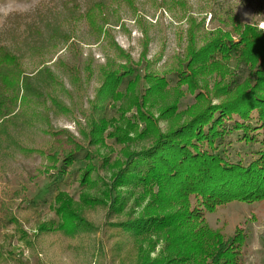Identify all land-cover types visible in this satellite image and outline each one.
Returning a JSON list of instances; mask_svg holds the SVG:
<instances>
[{
  "label": "rangeland",
  "instance_id": "1",
  "mask_svg": "<svg viewBox=\"0 0 264 264\" xmlns=\"http://www.w3.org/2000/svg\"><path fill=\"white\" fill-rule=\"evenodd\" d=\"M246 25L264 31V0H0V49L12 57L0 56V69L21 70L28 87L0 133V264H111L106 206L85 199H105L129 153L227 99L222 90L242 67L240 52H218L204 67L191 55L216 36L237 41ZM132 72L129 86L116 85L115 77ZM102 124L98 138L94 131ZM82 149L92 154L89 182L80 185L86 160L70 167L59 186L72 197L84 228L71 237L39 231L57 219L48 190L50 175L58 176L45 154L81 157ZM116 192L126 198L123 213L133 209L134 217L149 203L156 206L141 189ZM2 199L18 225L6 224ZM205 219L223 241L244 232L235 264H264V202H230ZM123 241L114 264L133 257L140 245L152 258L164 246L154 233Z\"/></svg>",
  "mask_w": 264,
  "mask_h": 264
},
{
  "label": "trees",
  "instance_id": "2",
  "mask_svg": "<svg viewBox=\"0 0 264 264\" xmlns=\"http://www.w3.org/2000/svg\"><path fill=\"white\" fill-rule=\"evenodd\" d=\"M218 52L227 56L240 52L242 57V67L238 65L222 90L227 99L206 105L187 124L168 134H158L148 147L129 153L123 167L112 177L105 199H85L91 205L106 206L103 230L109 239H114L109 249L111 264L119 258L125 238L138 241L148 233L163 239L160 254L152 258L140 245L133 257L121 258L119 264H186L190 260L195 263L201 260V264H235L233 253L236 245L244 244V232L238 229L223 241L218 230L206 225L205 214L234 201L264 202V31L246 25L237 41L225 37L221 41L216 36L192 53V61L202 67L210 65ZM0 56L12 59L4 48L0 49ZM136 74H127L120 81L115 77L116 85L126 82L129 86ZM24 76L21 70L0 69V133H6L22 98L19 93L28 88ZM103 128L104 124L99 126L95 136L99 138ZM82 150L81 157L80 152L71 151L61 159L56 152L45 154L58 176L50 175L54 180L48 190L51 205L57 203L54 208L57 219L48 220V226L44 224L39 231L71 237L77 227L84 228L82 216L72 208V197L59 186L70 167L86 160L81 168L80 185L89 182L94 167L92 154ZM118 187L141 189L156 206L151 208L149 203L136 217L133 209L123 213L126 198L116 192ZM13 199L11 196L9 202ZM28 203L33 205L31 201ZM1 206L6 224L18 225L8 211L7 201L2 199ZM122 213L124 217L120 218ZM221 259L224 260L220 263Z\"/></svg>",
  "mask_w": 264,
  "mask_h": 264
}]
</instances>
